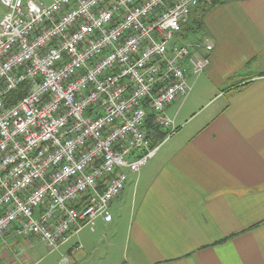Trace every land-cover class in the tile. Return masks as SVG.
Listing matches in <instances>:
<instances>
[{
  "label": "built area",
  "instance_id": "2783aa9c",
  "mask_svg": "<svg viewBox=\"0 0 264 264\" xmlns=\"http://www.w3.org/2000/svg\"><path fill=\"white\" fill-rule=\"evenodd\" d=\"M44 1L0 0V237L56 249L112 221L211 45L177 40L200 0Z\"/></svg>",
  "mask_w": 264,
  "mask_h": 264
},
{
  "label": "crops",
  "instance_id": "0c3cea01",
  "mask_svg": "<svg viewBox=\"0 0 264 264\" xmlns=\"http://www.w3.org/2000/svg\"><path fill=\"white\" fill-rule=\"evenodd\" d=\"M194 12L185 32L196 38L183 45L208 40L204 70L166 108L178 131L129 177L112 221L98 219L56 249L10 230L0 264H87L100 247L99 264H264V0H228L195 32Z\"/></svg>",
  "mask_w": 264,
  "mask_h": 264
},
{
  "label": "rangeland",
  "instance_id": "374dc122",
  "mask_svg": "<svg viewBox=\"0 0 264 264\" xmlns=\"http://www.w3.org/2000/svg\"><path fill=\"white\" fill-rule=\"evenodd\" d=\"M45 2V4H49V2H48V0H45L44 1ZM2 11L4 12V9H2ZM193 13V12H192ZM192 15V14H191ZM190 21H191V19L189 20V24L187 25V27L190 25ZM188 31H189V28H188ZM187 32H185V31H182V33H181V37H179V43L181 44H186V45H189L190 43H192L194 40H195V38H196V36H194V35H192V34H189V35H187ZM184 36V37H183ZM198 36V35H197ZM195 52H196V50H195ZM233 88H236V86H234ZM232 88V89H233ZM210 96V95H209ZM206 97H208V95H203V96H201L200 98H199V100H198V102H200V101H202L203 99H205ZM179 101H182V100H179ZM184 101V100H183ZM174 104V103H173ZM172 104V105H173ZM198 104V103H197ZM196 104V105H197ZM220 104V101H216V99L212 102V103H210L209 105H207V106H205L201 111H200V117L201 116H203L204 114H207V113H209V111H211L213 108H215L217 105H219ZM198 114V115H199ZM168 117V116H167ZM171 119V118H170ZM172 121H173V131H165V130H161V129H159V128H156V130L157 131H159V133H160V135H161V138L159 139V140H157L156 141V143H159L158 145H159V148H158V150L160 149V147H162V145H164L165 143H166V141H168V139L171 137V136H173L177 131H178V129L176 128V125H175V122H174V120L173 119H171ZM149 128H152L151 126H149ZM166 147V146H165ZM165 147H163V149L165 148ZM157 150V151H158ZM139 175V174H138ZM137 175V176H138ZM137 176H135V177H137ZM131 178V177H130ZM134 181H135V178H132V179H130L129 180V183H128V187H129V189L132 187V185L134 184ZM117 207H118V204H117ZM116 207V208H117ZM114 209L113 208V210H111V212L112 213H115V212H117V209ZM89 230H91L90 228H87V229H85L84 231V233L83 234H86V233H88L89 232ZM104 248L103 247H100V250H98L93 256H92V258H91V262H88L87 264H90V263H96V264H99V263H103L104 262ZM57 259H58V256H57ZM115 262H116V258L113 260V263L115 264Z\"/></svg>",
  "mask_w": 264,
  "mask_h": 264
},
{
  "label": "trees",
  "instance_id": "16d2710c",
  "mask_svg": "<svg viewBox=\"0 0 264 264\" xmlns=\"http://www.w3.org/2000/svg\"><path fill=\"white\" fill-rule=\"evenodd\" d=\"M227 1L228 0H200L198 7L194 10V11H196L198 9V11H200L199 17H198L199 19L194 22L195 28L193 27L192 30L195 32L196 30H198L200 28L202 15H204L208 10H210L214 7L220 6L224 3H226ZM238 1H241V0H238ZM194 11H193V13H195ZM188 28H189V30H191L190 25L186 28V30H188ZM153 130L154 131L149 133V134H151V137H152V144H156V141L161 138V135H160L159 131H157L156 129H153Z\"/></svg>",
  "mask_w": 264,
  "mask_h": 264
}]
</instances>
